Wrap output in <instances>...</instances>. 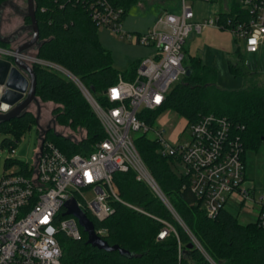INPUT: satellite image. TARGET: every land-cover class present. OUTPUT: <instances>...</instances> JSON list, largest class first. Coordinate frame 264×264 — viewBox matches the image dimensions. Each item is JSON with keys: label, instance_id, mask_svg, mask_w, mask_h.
I'll use <instances>...</instances> for the list:
<instances>
[{"label": "built area", "instance_id": "obj_1", "mask_svg": "<svg viewBox=\"0 0 264 264\" xmlns=\"http://www.w3.org/2000/svg\"><path fill=\"white\" fill-rule=\"evenodd\" d=\"M192 1L180 0L181 13L165 12L146 34L122 33L137 44L155 48L156 54L138 61L133 79L119 76L105 93L106 105L101 106L86 87L67 71L66 75L92 104L105 138L94 145L91 153L67 155L52 142L45 141L44 132L40 130L34 163H28L24 170L20 168L2 175L0 264H70L63 261L62 236L80 240L83 231L74 216L64 215V205L71 198L98 222H104L113 215L115 201L155 218L163 225L157 234V241L176 237L177 264H181L186 254L175 226L120 198L114 177L116 173L128 171H134L138 180L151 187L185 228L194 248L210 258L148 172L135 144L140 136L156 140L163 156L185 165L184 175L190 180V190L202 201L209 218L214 219L222 209H227L232 200L249 208L258 207L255 222L264 229V193L255 199V186L246 174V149L239 125L225 116L202 115L197 121L187 123L191 133L190 143L174 145L165 139L166 131L155 126L156 120L152 125L148 121V113L164 106L171 88L187 73L184 49L192 31L201 34L209 27L227 29L236 40L244 41L247 53H256L264 46V0H224L225 12L231 11L234 1L247 18H239L242 15L236 14L223 20L217 13L215 19L202 22H192ZM122 12V9L104 2L103 8L96 9L92 18L98 26L106 25L121 33ZM0 54L1 58L11 62L16 56L15 49L0 48ZM41 61L36 59L32 63L42 64ZM5 90V85H0V114L12 109L1 102ZM134 132H141V135L133 137ZM89 193L93 194V198H88ZM95 231L100 237L107 233L105 228ZM210 262L215 264L213 260Z\"/></svg>", "mask_w": 264, "mask_h": 264}, {"label": "trees", "instance_id": "obj_2", "mask_svg": "<svg viewBox=\"0 0 264 264\" xmlns=\"http://www.w3.org/2000/svg\"><path fill=\"white\" fill-rule=\"evenodd\" d=\"M7 1L0 0V9ZM104 2L122 9L124 20L139 0H35L39 28L35 57L71 73L101 106L107 104L105 93L118 81L119 76L125 79L135 77L138 63L134 62L125 71L113 66L111 51L103 47L98 33L100 26L92 18L93 12L102 9ZM26 14L24 26L32 34L31 20ZM236 14L242 15L239 18H247V14L233 1L231 11L221 12L220 16L226 20ZM8 43L0 36V47H7ZM235 56L237 62L229 60L228 67L246 79L242 89L218 87L215 84L218 72L213 66L205 63L185 65L191 74L188 76L186 73L171 88L161 109L148 113L149 123H155L166 109L185 116L189 123L207 114L225 116L240 126L245 149H257L264 142V86L259 85L255 78L264 76V71H245V55L240 46ZM190 58L193 63L197 61L196 57ZM32 68L36 75V97L40 102L54 104L52 115L56 124L70 130L79 127L85 130L84 137L76 141L53 128H40L45 141L52 142L67 155L91 153L94 145L104 140L105 132L86 97L70 77L57 69L40 63H32ZM38 120L28 109L10 121L0 122V134L12 136L5 137L2 144L8 146L10 151L15 149L22 135L34 123H39ZM135 144L148 172L171 208L217 264H264V229L257 222L242 224L227 209H222L214 219L209 218L202 201L191 192L189 178L173 170V161L159 152L157 141L140 136ZM13 164L20 165L22 170L27 167V164L9 158L5 166L9 168ZM114 179L122 201L175 226L186 254L181 264H209L198 249H187L189 235L151 187L145 181L138 180L134 171L116 173ZM113 207V215L104 222H98L89 213L87 216L94 222L95 230L107 229L102 238L109 245L129 251L132 257L87 245V235L82 231L80 240L62 236L64 262L177 264L176 237L170 236L165 241L156 239L162 223L118 201L113 202Z\"/></svg>", "mask_w": 264, "mask_h": 264}, {"label": "rangeland", "instance_id": "obj_3", "mask_svg": "<svg viewBox=\"0 0 264 264\" xmlns=\"http://www.w3.org/2000/svg\"><path fill=\"white\" fill-rule=\"evenodd\" d=\"M191 4L194 12V19L192 22H202L204 20L215 19L218 12L227 11L224 0H216L214 2L193 0ZM143 7L147 8L144 12ZM164 11L180 14V0H167L165 6L157 4V2L153 4V0H139V3L131 8L130 12L122 21L120 26L121 33L113 31L111 27L106 25L99 28L98 33L100 41L104 48L111 51L113 66L117 70L125 71L134 62L156 54L155 48L137 44L133 39H128L126 36H123L122 33L136 35L140 32L146 34L149 31V27L154 25L158 17L165 13ZM26 13L27 0H8L0 9V36L9 42L7 47H0L1 49H16L19 44L27 42L31 38L32 34L30 29H28L27 33H19L20 27L25 25L24 15ZM16 33L18 34L17 38H15ZM238 46H240L241 52L245 55V71L250 73L264 71V46H261L256 53H247L245 51V43L243 40H236L233 33L227 29L213 27L205 29L201 34H197L195 31L190 33L185 43L184 64L192 66L193 64L201 65V63H205L209 66H213L218 72L215 81V84L218 87L226 90H240L244 87L246 79L241 75L233 73L228 67L229 60L237 62L235 51ZM36 53L37 49L34 47L30 50L29 54L35 57ZM1 57L2 55L0 54V58ZM190 57H196L197 61L194 63L191 62L192 59ZM41 63L48 66L52 65L50 67L66 74L61 67L49 64L45 61H41ZM251 80L252 79L249 81ZM255 81L259 85L264 86L263 75L256 77ZM89 104L93 108L90 102ZM54 107L55 106L52 103H43L39 100L38 103H32L29 106V111L33 112L38 117L39 123H34L22 135L19 142L15 145L13 152H10L8 146L2 144L5 137L12 136L9 134H0V178L5 173L20 170V165L18 164H13L12 166H9L8 169L6 168L5 163L10 156L11 161L14 162H21L24 164L29 163L30 165L34 163L39 147L40 128L42 130L53 128L57 132L76 141L84 137V128L79 127L76 130H70L64 126L57 125L55 118L52 115ZM187 123L188 120L185 116L171 109H166L157 117L155 126L166 131L164 137L170 143L174 145H185L191 141V133L187 128ZM132 135L133 137H138L141 135V132H134ZM245 162L246 174L251 180V183L255 186L254 197L257 200L264 193V142H261L257 149L246 150ZM171 167L179 175L186 173L185 165L179 162L171 163ZM88 198H93V194L89 193ZM226 208L229 212L234 214L242 224L255 222L259 212L258 207L249 208L232 200ZM183 229L185 230L184 227ZM202 248L204 249L203 246ZM200 253L209 264H214L210 262L213 260L210 256V258H208L203 252L200 251ZM215 264L217 263L215 262Z\"/></svg>", "mask_w": 264, "mask_h": 264}, {"label": "water", "instance_id": "obj_4", "mask_svg": "<svg viewBox=\"0 0 264 264\" xmlns=\"http://www.w3.org/2000/svg\"><path fill=\"white\" fill-rule=\"evenodd\" d=\"M26 16L31 20V38L15 49L16 56L13 62L0 58V85H5L6 87L1 97V102L12 108L8 113L0 114V122L10 121L18 117L28 110L32 103H38V98L36 97V75L32 68V62L37 58L28 54L32 48L39 44V28L36 19L35 0H27ZM64 71L67 73L66 70ZM190 74L191 70H188L187 75L189 76ZM64 207L66 209L64 215L74 216L78 220L79 225L87 235V245L109 253L118 252L122 256L132 257L129 251L117 245L111 246L102 237L97 235L94 222L78 206L74 198L69 199ZM192 248H194V244L190 243L187 249Z\"/></svg>", "mask_w": 264, "mask_h": 264}, {"label": "crops", "instance_id": "obj_5", "mask_svg": "<svg viewBox=\"0 0 264 264\" xmlns=\"http://www.w3.org/2000/svg\"><path fill=\"white\" fill-rule=\"evenodd\" d=\"M166 1L167 0H153V4H155L156 2H157V4H161V5H163V6H165V4H166ZM147 8L146 7H143V12L146 10ZM150 9V8H149ZM164 12H167V11H164ZM218 13H221V12H218ZM152 26H150L149 27V29L151 28ZM17 32V31H16ZM27 33L28 32V27H25L24 25L23 26H21L20 27V31H19V33L21 34V33ZM138 33H140V32H138ZM17 36H18V34L16 33V35H15V38H17ZM25 43V42H24ZM21 44H23V43H21ZM21 44H19V45H21ZM30 53V51L28 52V54ZM141 60V59H140Z\"/></svg>", "mask_w": 264, "mask_h": 264}, {"label": "bare ground", "instance_id": "obj_6", "mask_svg": "<svg viewBox=\"0 0 264 264\" xmlns=\"http://www.w3.org/2000/svg\"><path fill=\"white\" fill-rule=\"evenodd\" d=\"M68 73V72H67Z\"/></svg>", "mask_w": 264, "mask_h": 264}]
</instances>
